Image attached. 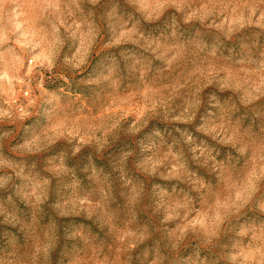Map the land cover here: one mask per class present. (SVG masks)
Wrapping results in <instances>:
<instances>
[{"label": "rangeland", "instance_id": "rangeland-1", "mask_svg": "<svg viewBox=\"0 0 264 264\" xmlns=\"http://www.w3.org/2000/svg\"><path fill=\"white\" fill-rule=\"evenodd\" d=\"M0 264H264V0H0Z\"/></svg>", "mask_w": 264, "mask_h": 264}]
</instances>
